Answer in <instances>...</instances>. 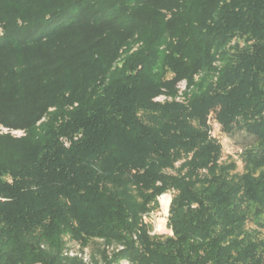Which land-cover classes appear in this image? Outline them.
<instances>
[{
  "label": "trees",
  "instance_id": "obj_1",
  "mask_svg": "<svg viewBox=\"0 0 264 264\" xmlns=\"http://www.w3.org/2000/svg\"><path fill=\"white\" fill-rule=\"evenodd\" d=\"M0 126V264H264V0H0Z\"/></svg>",
  "mask_w": 264,
  "mask_h": 264
},
{
  "label": "rangeland",
  "instance_id": "obj_2",
  "mask_svg": "<svg viewBox=\"0 0 264 264\" xmlns=\"http://www.w3.org/2000/svg\"><path fill=\"white\" fill-rule=\"evenodd\" d=\"M178 88H179V94H180L181 91L184 89V82L183 81L179 83ZM179 97H181V96H179ZM164 98H165L164 95H159L158 97H156V99H160V100H162ZM176 98H178V97H176ZM6 131H8L7 128L0 126V132H6ZM10 132L16 136H19L22 134L21 130H10ZM163 195L164 194H162L158 197L159 207L155 211H152L148 215H145L144 220H146L150 224V226L152 227L151 228L152 232L159 233V234H168V233H170V231L165 225L166 212L167 211L164 207V204L161 201V197ZM70 245H71L72 250L78 249V246L76 243H70ZM85 251H86V249H85ZM121 264H127V263L125 261H122Z\"/></svg>",
  "mask_w": 264,
  "mask_h": 264
}]
</instances>
